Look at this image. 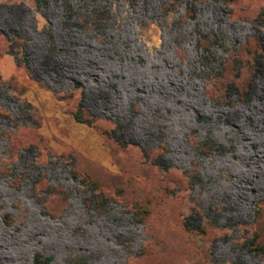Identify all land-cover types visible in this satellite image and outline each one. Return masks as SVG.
<instances>
[{"label": "rangeland", "instance_id": "1", "mask_svg": "<svg viewBox=\"0 0 264 264\" xmlns=\"http://www.w3.org/2000/svg\"><path fill=\"white\" fill-rule=\"evenodd\" d=\"M263 20L0 0V264H264Z\"/></svg>", "mask_w": 264, "mask_h": 264}, {"label": "trees", "instance_id": "2", "mask_svg": "<svg viewBox=\"0 0 264 264\" xmlns=\"http://www.w3.org/2000/svg\"><path fill=\"white\" fill-rule=\"evenodd\" d=\"M263 24H264V20H263ZM254 238H255V236L252 237V239H251V242H250L251 245L249 246V249L253 252L264 254V246L254 245V242H255ZM34 260H35L36 264H46L50 259L49 258H46V259L42 258L41 255L37 254L34 257Z\"/></svg>", "mask_w": 264, "mask_h": 264}, {"label": "bare ground", "instance_id": "3", "mask_svg": "<svg viewBox=\"0 0 264 264\" xmlns=\"http://www.w3.org/2000/svg\"><path fill=\"white\" fill-rule=\"evenodd\" d=\"M184 85V84H183ZM193 85V84H192Z\"/></svg>", "mask_w": 264, "mask_h": 264}]
</instances>
